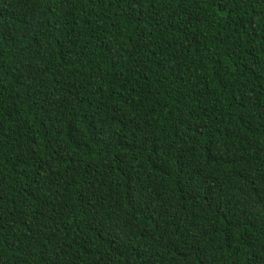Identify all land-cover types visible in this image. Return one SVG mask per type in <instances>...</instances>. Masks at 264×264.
<instances>
[{"label": "trees", "instance_id": "trees-1", "mask_svg": "<svg viewBox=\"0 0 264 264\" xmlns=\"http://www.w3.org/2000/svg\"><path fill=\"white\" fill-rule=\"evenodd\" d=\"M0 264H264V0H0Z\"/></svg>", "mask_w": 264, "mask_h": 264}]
</instances>
